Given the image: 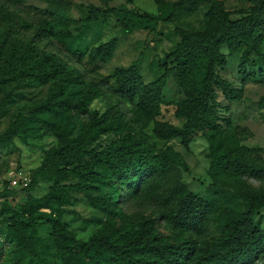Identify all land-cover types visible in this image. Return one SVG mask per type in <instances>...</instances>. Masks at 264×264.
I'll use <instances>...</instances> for the list:
<instances>
[{"label":"rangeland","instance_id":"1","mask_svg":"<svg viewBox=\"0 0 264 264\" xmlns=\"http://www.w3.org/2000/svg\"><path fill=\"white\" fill-rule=\"evenodd\" d=\"M177 1L163 0V5L170 7ZM214 2L222 3L229 19L252 11L250 0H196L194 7L184 5L175 18L163 21L155 19L161 10L154 0H0V64L16 77L0 84V264H67L47 219L59 220L78 241L94 235L128 239L143 229L145 220L155 219L159 238L180 244L190 239L198 253L208 257L204 264H215L209 261L208 251L223 236V224L242 211V201L216 203L202 233L173 226L167 218L169 209L188 191L207 197L216 188H264V175L212 180L205 131H193L187 145L179 138L160 139L152 132L155 119L182 123L174 113L175 101L183 97L181 88L168 78L163 89L165 103L152 117L140 110L136 100L118 93L112 76L116 68L135 63L144 82L153 80L171 64L167 54L180 40V31L205 30V13ZM92 7L126 10L132 21L135 14L152 19L141 22L137 17L138 22L121 26L112 14L107 18L100 14L87 25ZM111 37L117 38L111 58L91 62L90 48ZM222 53L224 60L216 72L242 87L243 94L229 101L219 92L218 121L229 119L231 127L242 133L241 144L254 148L264 159V82H242L237 73L241 49L231 52L224 46ZM39 55L53 56L74 77L59 72L43 79L35 66ZM94 90L84 110L57 104L60 99L81 98ZM123 140L143 141L156 160L166 162L165 171L140 177L132 173L129 182L120 177L90 181L80 174L87 170L81 169L67 176L40 172L54 150L63 145L100 149ZM93 170L103 173L99 167ZM75 182H92L96 188L91 195L110 198L109 205H92L85 193L68 186ZM254 219L264 229V207ZM248 263L264 264V246Z\"/></svg>","mask_w":264,"mask_h":264},{"label":"trees","instance_id":"2","mask_svg":"<svg viewBox=\"0 0 264 264\" xmlns=\"http://www.w3.org/2000/svg\"><path fill=\"white\" fill-rule=\"evenodd\" d=\"M154 1L161 10L155 19L163 21L175 18L182 6L194 7L196 3V0H179L166 7L163 0ZM250 1V14L236 19H229L222 3L214 2L205 13V30L195 33L180 31V40L167 54L171 64L165 66L153 80L144 82L135 63L116 68L112 75L118 93L127 100H136L140 110L152 117L160 113L161 105L165 103L163 89L167 79H172L181 88L183 97L175 101L174 113L182 119V123L175 125L155 119L152 132L160 139L179 138L187 145L193 131H205L209 144L208 175L214 181L227 176L255 178L264 175V159L254 148L241 144V131L231 127L229 119L223 123L218 121L219 92L229 101L239 99L243 94L242 87L232 85L216 72V66L224 60V46L231 52L241 49L237 73L242 82H264V0ZM100 14L106 18L112 14L121 26L128 21L138 22V18L141 22L152 19L147 14H135L136 18L132 21V14L126 10L114 7L99 10L92 7L86 24L94 23ZM116 46V37L93 45L88 53L89 60L107 61ZM45 62L49 63L44 67ZM35 66L40 69L43 79H49L59 72L65 77H74L73 71L66 69L53 56L39 55L38 65ZM15 78L5 65L0 64V84ZM95 90L81 98L73 96L60 99L57 104L84 110L87 99ZM160 160L165 159L162 157ZM94 167L101 168L103 173L94 171ZM165 168L166 162L156 160L143 141L128 143L123 140L111 142L100 149L63 145L54 150L40 172L67 176L81 169L87 170L80 174L90 181L98 177L104 180L120 177L129 182L133 178L132 173L140 177L143 174L151 175L155 170L165 171ZM68 186L85 193L92 205L106 207L111 201L106 196H92L90 192L96 188L92 182H75ZM226 199H240L243 209L235 218L223 224L224 234L210 247L209 261L215 264H247L254 253L264 246V229L254 219L257 211L264 207V188L251 185L234 190L216 188L207 197L188 191L178 197L174 207L169 209L167 218L173 226L202 233L212 207ZM47 222L53 227L57 248L67 264H204L208 260V257L198 253L196 244L190 239L180 244L159 238L154 230L155 219L145 220L143 229L128 239L94 235L87 241H78L70 236L57 219H47ZM25 244L28 250L33 251L30 243Z\"/></svg>","mask_w":264,"mask_h":264},{"label":"built area","instance_id":"3","mask_svg":"<svg viewBox=\"0 0 264 264\" xmlns=\"http://www.w3.org/2000/svg\"><path fill=\"white\" fill-rule=\"evenodd\" d=\"M263 14H264V1H263Z\"/></svg>","mask_w":264,"mask_h":264}]
</instances>
